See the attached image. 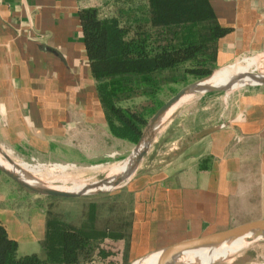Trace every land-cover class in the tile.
Here are the masks:
<instances>
[{"label":"crops","instance_id":"obj_1","mask_svg":"<svg viewBox=\"0 0 264 264\" xmlns=\"http://www.w3.org/2000/svg\"><path fill=\"white\" fill-rule=\"evenodd\" d=\"M115 0H0V145L24 159L106 163L110 131L80 11ZM219 25L216 67L264 52V0H209ZM215 67V68H216ZM216 130L200 136L207 129ZM130 195L128 262L177 242L264 219V86L173 112L122 189ZM0 174V223L19 256L45 236L38 196ZM22 248V250H20Z\"/></svg>","mask_w":264,"mask_h":264},{"label":"trees","instance_id":"obj_2","mask_svg":"<svg viewBox=\"0 0 264 264\" xmlns=\"http://www.w3.org/2000/svg\"><path fill=\"white\" fill-rule=\"evenodd\" d=\"M79 14L108 127L133 143L163 105L158 95L165 87L212 74L218 41L228 32L209 0H115L109 14L97 8ZM129 202L124 192L98 197L80 226L47 217L40 253L24 256L0 223V264H127Z\"/></svg>","mask_w":264,"mask_h":264},{"label":"bare ground","instance_id":"obj_3","mask_svg":"<svg viewBox=\"0 0 264 264\" xmlns=\"http://www.w3.org/2000/svg\"><path fill=\"white\" fill-rule=\"evenodd\" d=\"M256 65L257 59H247L244 61L243 66L239 69L235 70L234 68V71H229L228 68H224L223 70L212 74L210 78L194 85L193 89L202 91L206 85H211L210 90H220L222 88H226L228 92H231V90H234L235 88L238 89L243 84L252 82L253 76L264 78V74H254L255 69H252V67H255ZM243 67L244 69H242ZM228 92L226 95H228ZM188 99L189 96L179 98L175 105L168 111L165 119L168 118L178 106L181 104L183 105ZM8 152L9 151H6V153L10 156L9 153L11 150L9 153ZM10 158L12 157L10 156ZM132 161L133 157H129V159L124 161H118L111 164L109 163L107 165L99 164L91 167L94 171H100L106 174L102 180L93 182H84L83 180L76 179V177H70L68 171H70V169L75 170L73 165L69 166L63 164L45 167V163L43 165H30L26 162L20 161L16 164L22 177L36 186L60 190H81L92 187L95 184H103L102 187L106 189L112 185V183L120 175L124 174L130 168ZM0 164L6 168L12 169L11 164L1 154ZM262 236H264V222L256 223L220 236L217 239L210 240L203 247L191 246L176 254L174 257L166 260H159L157 255L151 254L150 256H152L155 260L152 261L150 258H145L147 256L146 255L141 262L134 260L130 264H235L234 262L237 260L235 258V254L239 251L247 249L260 240ZM253 264H264V255L258 258V260Z\"/></svg>","mask_w":264,"mask_h":264},{"label":"rangeland","instance_id":"obj_4","mask_svg":"<svg viewBox=\"0 0 264 264\" xmlns=\"http://www.w3.org/2000/svg\"><path fill=\"white\" fill-rule=\"evenodd\" d=\"M254 58L257 59V65H256L257 67L256 66L252 67V69H255L254 74H259V75L264 74V52L240 56L229 64L217 66L213 70L212 74H214L218 71H221L224 68H228L229 71H232V70L234 71V68H235V70H237L241 66H243L245 60L254 59ZM231 68H233V69H231ZM242 69H244V67ZM198 80H200V79H195L193 77H189L187 82H183V83H179V84L174 83V84H171V85L165 87L158 95L159 101L162 104H164L173 95H175L179 90L183 89L184 87H186L189 84L197 82ZM222 89H223V91H211V92H207L206 94H196L197 96L193 95V96L189 97V99L183 105L181 104L180 106H178L173 112L177 111V113H178L181 111V114H183V113L192 112L196 108L199 109L201 104H204V102L209 100L210 98H213V97L214 98L215 97H219V98L221 97L222 98L224 95H226L228 90L226 88H222ZM217 90H219V89H217ZM238 90H240V89L235 88L234 90H231V92H228V95L231 94L232 91L237 92ZM141 101L142 100H137L135 103L142 104ZM165 117L163 118L161 125H163V123L167 120V118L165 119ZM135 145H136V143H135ZM122 146L123 147L121 148V152L117 155H114V157H111L110 159H108V161L106 163H92V164H83V165L70 164V163L68 164V161L61 159L59 157L57 158L59 160H56V161L42 162V161L37 160V159L36 160L35 159L32 160L31 158L30 159H24V158L18 157L16 154H13L12 152H10V153L8 152V153L12 157L13 161L14 162L16 161L15 163H17L19 161L20 162H26L30 165H39V164L43 165L45 163L44 164L45 167H52L54 165H63V164L69 165V166L73 165V167L76 171L71 170V169H70V171L67 170L70 177H76V179L83 180L84 182H93V181L102 180L106 174L104 172L94 171L91 169V167L97 166L99 164L100 165H107L109 163L111 164V163L118 162V161H124L130 157V155L132 153V148H133L132 145L127 144V143H123ZM2 148L5 151H9L8 149H6L4 147H2ZM86 170H88V171H86ZM56 184H58V183H56ZM121 189L122 188L116 189L113 192H110V193H107L104 195L115 194L116 192H118ZM30 194L32 196H35V197L38 196L37 200L39 201L41 208L46 215L45 221H46L47 217L55 215V216H57L58 219H63L65 222H67V223L69 222V223L77 225V226H80L82 224V222L85 220V218H86L85 215L88 211V205L90 204V202L97 201L98 197L104 196V195H97V196H90V197H86V198L68 199V198L39 196V195H36L32 192H30ZM103 224H104V219H103L102 215H100L98 218V221L96 222V226L100 228L103 226ZM43 240H44V238H43ZM43 240L41 242H43ZM35 245H29L28 246L29 248L27 249V251L30 253L32 251H35V249L38 250L39 247H41V244H40V246L39 245L35 246ZM20 250H22V248H20ZM36 253H40V251H37ZM150 255L151 254L147 255L145 258H148V259L150 258V260H152V261L155 260ZM263 255H264V241H257L253 245L248 247L247 249L242 250L239 253H237L235 255V258L237 260L234 263L235 264H253L254 262H256L258 260V258L262 257ZM103 264H105V263H103Z\"/></svg>","mask_w":264,"mask_h":264},{"label":"water","instance_id":"obj_5","mask_svg":"<svg viewBox=\"0 0 264 264\" xmlns=\"http://www.w3.org/2000/svg\"><path fill=\"white\" fill-rule=\"evenodd\" d=\"M212 75H209L207 77L201 78L195 83L189 84L183 89L179 90L175 95H173L168 101H166L156 112L155 114L148 120L145 128L142 131L141 137L136 143L130 158L133 157L132 164L130 168L122 175H120L109 187L104 189L103 184H95L92 187L81 189V190H60V189H52V188H44L40 186H36L27 180H25L20 172L18 171L17 164L10 158V156L6 153V151L2 148L0 145V154L11 164L12 169L6 168L0 164V171L5 174L8 178H10L12 181H14L16 184L21 186L22 188L36 194L39 196H46V197H58V198H68V199H77V198H86L90 196H97V195H104L110 192H113L116 189H120L123 187L125 182L134 174L137 167L139 166L141 160L145 156L147 150L151 147L157 132L159 130V127L161 126L163 118L166 116L168 111L175 105L176 101L185 96H193L196 94H206L207 92L211 91H223L221 90H210L211 85H206L202 91L194 90L193 87L197 83L210 78ZM252 82L243 84L239 89L248 88V87H258V86H264V78H260L258 76L252 77ZM215 128H210L207 130H204L200 136L208 135L212 132H214ZM147 139V140H146ZM129 159V158H128ZM264 222V219L256 220L252 222L245 223L243 225L218 232L215 234H211L208 236L200 237V238H194V239H188L183 240L180 242H177L175 244H172L170 246H167L165 248H162L156 252H152L150 254L157 255V258L159 260H166L171 257H174L176 254L180 253L181 251L191 247V246H205L207 242L210 240L217 239L220 236L226 235L228 233H231L233 231H236L238 229H242L244 227ZM258 241H264V236L260 238ZM240 252V251H239ZM237 252V253H239ZM236 253V254H237ZM235 254V255H236ZM149 255V254H148ZM144 259V257L137 259V262H141Z\"/></svg>","mask_w":264,"mask_h":264}]
</instances>
